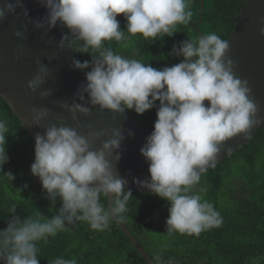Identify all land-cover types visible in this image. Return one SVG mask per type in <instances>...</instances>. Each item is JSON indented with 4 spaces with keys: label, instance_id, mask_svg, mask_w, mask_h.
Masks as SVG:
<instances>
[{
    "label": "clouds",
    "instance_id": "obj_1",
    "mask_svg": "<svg viewBox=\"0 0 264 264\" xmlns=\"http://www.w3.org/2000/svg\"><path fill=\"white\" fill-rule=\"evenodd\" d=\"M38 2L47 14L31 21L33 26L50 31L59 22L70 33L62 36L59 47L68 41L91 57L90 61H72L75 69H90L85 73L86 83L77 93L81 101L83 93H87L92 107L117 114L132 110L142 115L154 107L157 109L153 131L140 148V154L148 162L150 178L133 182L151 192L147 194L168 202L166 235L199 237L202 232L221 227V213L201 195L205 190L196 191V186L200 185L202 174L216 166L224 142L238 134L246 136L261 122L248 81L233 71L235 63L228 56L229 41L215 32L196 40H183L171 50L182 61L156 69L139 59L118 54L106 46L107 42L120 44L137 34L149 42L173 36L177 25H188L191 21V0ZM17 8H23L21 0H3L0 22L14 15ZM120 14L127 21L126 32L120 29L116 18ZM27 15L25 10L23 16ZM259 23L264 25V18ZM15 35L21 37L23 33L16 31ZM260 35L264 36V27L260 28ZM46 72L47 68L41 66L27 87L35 92L44 82ZM50 94V90L39 93L41 98ZM61 107L73 119L77 113L85 117L91 114V107L82 103ZM47 115L46 108H34L33 125H38ZM88 128L86 135H82L76 128L53 124L45 129L43 136L35 135L30 173L39 179L50 203L54 206L59 198L61 206L51 218L39 211L21 218L16 214L17 206L12 205L11 218L0 230L2 264H39V242L48 243L49 238L68 231V226L77 222H86L94 231L106 230L110 224L116 225L115 222L123 223L124 214L129 211V198L135 193L125 189L127 180L114 169L125 137L112 130L110 139L93 148L106 132ZM7 133V121L0 120V167L7 162ZM6 175L10 181L14 179L11 172ZM101 197H111L110 207L101 202ZM162 255L161 251L156 260H161ZM52 264H77V260L57 257Z\"/></svg>",
    "mask_w": 264,
    "mask_h": 264
},
{
    "label": "trees",
    "instance_id": "obj_2",
    "mask_svg": "<svg viewBox=\"0 0 264 264\" xmlns=\"http://www.w3.org/2000/svg\"><path fill=\"white\" fill-rule=\"evenodd\" d=\"M202 1L191 0V21L188 25H177L176 33L171 37L149 42L137 34L126 42L118 44L111 41L106 46L124 57L139 59L156 69H163L182 61L183 58L172 55L171 50L173 45L178 47L183 40H196L201 32L203 35L215 32L228 40L246 0H205L200 12ZM116 18L120 29L126 32L127 21L123 14ZM63 30L65 35H70L64 26ZM69 47L81 62L91 60L89 54L79 52L78 45L70 44ZM156 110L154 107L142 115L126 111L141 125L153 130ZM0 120H6L8 125L5 145L7 162L0 167V230L7 226L11 218L9 211L12 205L17 206L16 214L21 218L36 211L51 218L61 202L57 198L53 206L41 183L34 185L31 192L30 187H23L26 184L21 174L34 162V141L2 95ZM9 172L14 176L12 181L6 175ZM235 180L240 186L226 192L225 189ZM196 188H204L201 195L221 213V227L202 232L199 237L178 233L168 237V202L154 194L135 192L128 201L129 211L124 214L126 230L156 264H168L169 261L172 264H254V261L264 264V125L236 154L202 175ZM101 202L108 206L107 198L101 197ZM160 214H164L165 218H161ZM143 232L148 233L149 240H139ZM145 241L153 246L148 248ZM38 247L39 264H52L57 257H75L77 264H113L117 260L119 264H147L113 223L106 230L94 231L86 222H77L69 225L68 231L49 238L48 243L39 242ZM161 251L163 255L158 261L156 256Z\"/></svg>",
    "mask_w": 264,
    "mask_h": 264
},
{
    "label": "water",
    "instance_id": "obj_3",
    "mask_svg": "<svg viewBox=\"0 0 264 264\" xmlns=\"http://www.w3.org/2000/svg\"><path fill=\"white\" fill-rule=\"evenodd\" d=\"M204 2L205 0L202 1L200 12ZM2 3L3 0H0V4ZM21 3L23 8H17L14 15H9L6 20L0 22V94L29 132L34 146L35 135L39 133L43 136L45 129L53 124L76 128L82 135H86L88 126L92 131L105 130L106 135L96 141L93 148H99L101 141L111 138L112 130H118L125 138L119 149L120 159L114 162L116 173L127 180L126 190L151 193L133 181L150 178L149 165L140 154V148L153 130L141 125L126 110L122 114H117L107 110L101 111L98 106L92 107L87 93H83L84 99L81 101L77 93L81 85L86 83L85 73L88 70L81 71L73 67L72 61L77 58L71 51L68 41L64 47H59L62 36H65L63 26L57 22L50 31L46 28H35L31 21L46 16V8L38 0H21ZM25 10L28 13L27 17L23 16ZM261 18H264V0H246L228 39V56L235 63L233 71L239 78L248 81L250 96L257 105V118L261 122L246 136L238 134L224 142L215 167L236 154L264 125V36L260 35V28L264 25L259 23ZM16 31L22 32L23 35L17 37ZM41 66L47 68L44 82L33 92L27 87V82L37 74ZM45 90H50L51 94L41 98L39 93ZM73 103L91 107V114L85 117L77 113V118L73 119L72 114L61 107L63 104L71 106ZM207 103L204 101L205 105ZM34 108L48 110V115L38 125H33L32 122ZM129 132L132 135H129ZM224 149L231 151L226 152ZM211 169L213 168H209L202 175ZM110 204L111 197L108 198L109 207ZM115 224L125 234L133 248L141 253L147 264H156L122 222Z\"/></svg>",
    "mask_w": 264,
    "mask_h": 264
},
{
    "label": "rangeland",
    "instance_id": "obj_4",
    "mask_svg": "<svg viewBox=\"0 0 264 264\" xmlns=\"http://www.w3.org/2000/svg\"><path fill=\"white\" fill-rule=\"evenodd\" d=\"M235 176H237V175H235ZM21 179H25V182L24 181H22V182H24L27 185V187H30L29 192H31L33 190V186L34 185L36 186V184H40L39 179L37 177H34L33 175H31L30 168H26L23 171V173L21 174ZM238 186H240L239 181L238 180H235V181H233V182L230 183V187H227L225 189V191L229 193L230 188H237ZM200 189H204V188H200ZM200 189H197L196 188L195 190H200ZM205 189H207V188H205ZM18 195H20V194H18ZM160 216H161V218H165V215L164 214H160ZM140 236L141 237H138V238L141 241L149 240L150 239V238H148V233L140 234ZM144 244H146V246L148 248L153 246L151 243H148L147 241H145ZM154 246L156 247V244L155 243H154ZM113 264H119V261L117 260V261L113 262Z\"/></svg>",
    "mask_w": 264,
    "mask_h": 264
}]
</instances>
